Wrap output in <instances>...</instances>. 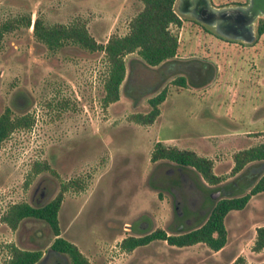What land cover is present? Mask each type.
<instances>
[{"label": "rangeland", "instance_id": "obj_1", "mask_svg": "<svg viewBox=\"0 0 264 264\" xmlns=\"http://www.w3.org/2000/svg\"><path fill=\"white\" fill-rule=\"evenodd\" d=\"M141 7L140 0H0V23L17 20L0 40V112L10 106L33 118L30 127L14 129L0 146V214L14 202L48 200L62 181L77 178L81 187L66 190L58 210L60 235L92 264H264V247L254 249L257 227L264 225V190L226 214L227 241L218 250L203 242L176 246L163 239L132 250L120 247L130 234L172 230V195L163 179L171 163L151 160L156 141L211 158L221 184L238 174L231 171L233 153L260 142L264 131V32L253 42L227 41L176 11L181 22L169 26L177 36L176 56L209 60L211 82L181 87L171 82L173 74L156 86L147 81L146 93L132 94L122 83L120 97L104 105V53L75 43L51 50L34 36L32 24L22 22L27 15L48 24L80 20L105 42L127 32ZM135 55L126 54L127 66ZM163 86L167 96L155 120L130 119L147 111L148 97ZM18 98L22 109L12 104ZM42 161L58 175L34 172ZM263 171L261 161L246 174ZM53 238L44 220L26 217L16 228L0 221V263L10 255L9 243L45 253ZM58 255H47L44 263L62 264Z\"/></svg>", "mask_w": 264, "mask_h": 264}, {"label": "trees", "instance_id": "obj_2", "mask_svg": "<svg viewBox=\"0 0 264 264\" xmlns=\"http://www.w3.org/2000/svg\"><path fill=\"white\" fill-rule=\"evenodd\" d=\"M140 1L142 7L129 20L127 32L113 33L105 42L96 40L86 24L80 20L48 24L39 16L31 22V16L27 15L23 17L22 22L27 26L32 24L34 36L51 50L65 43H75L85 49L104 53L107 66L103 78L104 105L120 97L122 83L126 92L132 94L140 89L143 90L142 93H146L147 81H155L156 86L173 74L171 82L181 87L189 84L204 86L211 82L214 73L209 60L176 56L177 36L169 27L170 24L181 22L174 8L175 0ZM16 24L17 20L1 22L0 40L3 34L13 29ZM258 32L259 34L264 32V20H261ZM131 52H136V55L130 58L127 66L125 56ZM166 96L167 89L163 86L148 97L150 108L145 112L132 113L130 119L138 123H152L159 115V105ZM12 104L17 109L25 106L23 100L19 98L12 100ZM32 123L33 118L29 113L18 114L14 113L10 106L5 107L0 112V146L14 129L30 127ZM261 135L262 139L257 144L233 153L234 165L231 171L238 174L221 184L222 176L214 172L211 158L190 148L156 141L151 160L164 159L171 163L167 167L169 172L163 179L165 187L172 195L174 213L170 222L172 230L167 231L158 227L142 235L130 234L122 238L120 247L132 250L152 239H163L176 246L203 242L214 250L223 247L227 241L226 214L232 209L244 208L252 195L264 190V171L260 175L253 174V178L246 174L254 163L264 161V131ZM33 169L34 172L47 170L58 175L47 161L37 162ZM202 179L211 186L205 184ZM152 180L151 184L157 185ZM81 185L77 178L62 181L59 191L45 203L41 201L36 205L27 201L11 203L0 214L1 222L16 228L26 217L44 220L51 227L54 238L45 253L39 248H22L9 243L10 255L0 264H36L44 256L51 255L52 259L58 253L68 256V264H92L76 243L60 235L58 210L64 192L71 187L79 189ZM216 193L217 197L214 196ZM263 247L264 225H261L257 227L254 249L260 250Z\"/></svg>", "mask_w": 264, "mask_h": 264}, {"label": "flooded vegetation", "instance_id": "obj_3", "mask_svg": "<svg viewBox=\"0 0 264 264\" xmlns=\"http://www.w3.org/2000/svg\"><path fill=\"white\" fill-rule=\"evenodd\" d=\"M250 2V0H175L174 8H176L177 12L180 14L190 17L193 21L208 28L213 34L224 38L227 41L245 42L240 38L230 37V35L248 36L244 30L245 25H242L241 23L244 16L236 11H246ZM220 8L228 10L229 12H226L221 17L217 18L214 13ZM198 17L206 18L211 23L202 22L198 20ZM261 20H264V13H262V10L259 11L252 23H250L254 34V37L250 42H253L257 35H260L258 28ZM51 193V191L48 192L47 196ZM48 200H45L42 203H45ZM58 254V258H61L62 264H68V256L64 253ZM46 257L47 256H44L41 260L43 264H45ZM52 264H61V261L55 259Z\"/></svg>", "mask_w": 264, "mask_h": 264}, {"label": "water", "instance_id": "obj_4", "mask_svg": "<svg viewBox=\"0 0 264 264\" xmlns=\"http://www.w3.org/2000/svg\"><path fill=\"white\" fill-rule=\"evenodd\" d=\"M250 5L246 11H236L240 15L244 16V19L242 20V25H245V32L248 34V36H238V35H230V37L234 38H240L244 40L245 42H250L252 41L254 34L252 31V26H250V23L254 20V18L258 15L259 11L262 10V13H264V0H250ZM175 11L176 8H175ZM226 12H229L228 10H223V8L217 9L214 15L218 18L221 17L223 14ZM198 20L206 23H211L209 20L206 18L198 17ZM241 25V27H242ZM229 36V35H228ZM215 197H217V193L214 194ZM35 204V203H32ZM36 205V204H35ZM152 229L150 228L148 231L150 232Z\"/></svg>", "mask_w": 264, "mask_h": 264}]
</instances>
